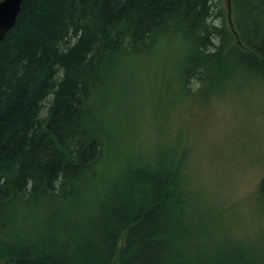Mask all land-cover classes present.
<instances>
[{
	"label": "trees",
	"instance_id": "trees-1",
	"mask_svg": "<svg viewBox=\"0 0 264 264\" xmlns=\"http://www.w3.org/2000/svg\"><path fill=\"white\" fill-rule=\"evenodd\" d=\"M231 3L216 24L215 0H22L0 40V264H253L199 246L186 142H135L109 106L167 43L187 95L264 82V0Z\"/></svg>",
	"mask_w": 264,
	"mask_h": 264
},
{
	"label": "rangeland",
	"instance_id": "rangeland-1",
	"mask_svg": "<svg viewBox=\"0 0 264 264\" xmlns=\"http://www.w3.org/2000/svg\"><path fill=\"white\" fill-rule=\"evenodd\" d=\"M215 1L219 24L232 16V3ZM181 55L180 46L167 43L124 68L109 91L116 99L109 104L112 118L127 112L121 123L143 145L159 136L186 142L188 181L209 224L197 229L205 240L199 246L209 255L246 247L255 251L253 264H264V202L257 191L264 172V82L237 77L218 95L208 97L204 89L187 95L178 80ZM188 87L193 93L198 86Z\"/></svg>",
	"mask_w": 264,
	"mask_h": 264
},
{
	"label": "water",
	"instance_id": "water-1",
	"mask_svg": "<svg viewBox=\"0 0 264 264\" xmlns=\"http://www.w3.org/2000/svg\"><path fill=\"white\" fill-rule=\"evenodd\" d=\"M22 0H0V40L14 25Z\"/></svg>",
	"mask_w": 264,
	"mask_h": 264
}]
</instances>
